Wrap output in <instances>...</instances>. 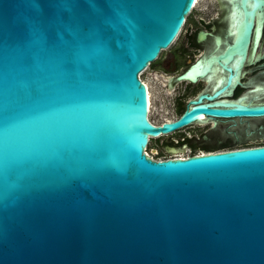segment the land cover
I'll use <instances>...</instances> for the list:
<instances>
[{
	"label": "water",
	"instance_id": "obj_1",
	"mask_svg": "<svg viewBox=\"0 0 264 264\" xmlns=\"http://www.w3.org/2000/svg\"><path fill=\"white\" fill-rule=\"evenodd\" d=\"M216 1L195 31L207 53L177 78L209 93L155 126L138 75L196 0H0V264H264V146L217 150L264 136L144 153L194 123L264 117V93L218 100L259 46L264 0Z\"/></svg>",
	"mask_w": 264,
	"mask_h": 264
},
{
	"label": "flooded vegetation",
	"instance_id": "obj_2",
	"mask_svg": "<svg viewBox=\"0 0 264 264\" xmlns=\"http://www.w3.org/2000/svg\"><path fill=\"white\" fill-rule=\"evenodd\" d=\"M263 34L264 33H262L261 39L263 38ZM198 35L199 32L192 33L189 37L187 48H182L176 52L178 54L179 51H183L181 54V60L184 58L183 56L189 57L194 56L197 53L198 55L200 54L194 62L188 64L189 61L186 60L181 63L179 62L181 60L178 58L176 59V53H173L171 55V59L174 60L173 62L153 63L155 65L154 68L152 67L153 71L158 69L167 76L166 79L169 80V84L167 83L166 87L174 86L176 84H182V86L177 89V94L174 95L171 100L170 118L165 119L162 117L161 120H158L157 117L151 119L152 114H148V120L151 124L158 126L166 121L179 118L186 110L191 100L196 99L201 94L209 93V84L206 78H198L196 82L177 80L179 76L188 71L198 60H201L208 51L209 46L202 45L198 41ZM251 48L252 46L250 45L247 52L248 60H246L239 71L238 77L234 80L233 86L231 87V93L228 95H221L218 100L232 102L241 101L245 104H258L261 102L259 101V96L263 97L261 94L264 93V59L255 61L254 58L260 47L258 46L256 48L253 57L250 56ZM260 53L264 54V46L261 47ZM181 69L183 70L180 71ZM200 85L202 87L198 88ZM153 110L151 113L156 114L157 116L159 108L154 107L153 104ZM219 129L224 131V136L217 141L211 140L209 138L210 135ZM248 135L251 139L264 136V117L208 119L202 125H200V123H194L165 136L156 137L151 143H154V150L156 152H165L167 156H180L182 154L185 156L184 152L186 150L189 151L186 153L187 155L193 156L196 151L207 153L210 150L213 151L219 146L228 145L237 140H244Z\"/></svg>",
	"mask_w": 264,
	"mask_h": 264
},
{
	"label": "rangeland",
	"instance_id": "obj_3",
	"mask_svg": "<svg viewBox=\"0 0 264 264\" xmlns=\"http://www.w3.org/2000/svg\"><path fill=\"white\" fill-rule=\"evenodd\" d=\"M217 1L216 0H200L198 7L193 9L192 12L189 14V16L186 19V23L183 26V28L181 29L180 34L178 35L177 39L173 42V44L167 49L164 50L162 52H160V55L158 57V59L155 61L157 63L160 62H173L174 60L171 59V55L173 53H176L178 50L182 49V48H187L188 44V38L185 37L187 29L189 28V32L187 33L188 36L191 35V33H195V31L197 29H201L202 31L207 32L206 27H204L199 20H202L203 23H209L210 19H216L218 16V12H217ZM199 19V20H198ZM263 33H264V29H263ZM262 43L261 47L264 46V34H263V39H261ZM259 44V47H260ZM261 51V48H260ZM259 52V50H258ZM183 53V51H179V53L175 55L176 59L178 58L179 60H181V54ZM200 55V54H199ZM198 53L194 56H183L182 60L179 62H185L186 60L189 61L188 64L194 62L195 60H197V58L199 57ZM154 62V63H155ZM153 65V66H152ZM152 65L150 66V68L145 71L141 76L140 79L142 81L145 80L150 86H153L154 89L158 92L157 95V99L153 102L154 107H158L159 108V112L158 115L156 116V114H152L151 119L152 118H157L158 120H161L162 117H164L165 119H169L170 115H171V100L174 97V95L177 94V89L181 88L182 84H176L174 86H172L171 91L169 92V94L164 95L161 92H166L168 91V87L167 83H163L161 80L168 82V80L164 77H167L165 74L162 73V71L156 69L155 71H153L152 67L154 68V64L152 63ZM185 68V67H184ZM183 68V69H184ZM183 69H181L180 71H182ZM159 73V74H156ZM163 77H162V76ZM155 76L161 80H158L155 78ZM202 86H198V88H201ZM161 90V91H160ZM163 110V111H162ZM163 113V114H162ZM156 120V119H155ZM264 145V139L263 140H258V141H245L236 145H232L229 147H225L222 149H217V150H223V149H241V148H249V147H256V146H261ZM154 143L147 148V152L148 154L155 160L157 159H162L164 157H167L165 152H156L154 150ZM189 151L186 150L184 152L185 156L187 155L186 153H188ZM201 151H196L195 154L200 153ZM203 152V151H202ZM206 153V152H203ZM182 156H184L182 154Z\"/></svg>",
	"mask_w": 264,
	"mask_h": 264
},
{
	"label": "bare ground",
	"instance_id": "obj_4",
	"mask_svg": "<svg viewBox=\"0 0 264 264\" xmlns=\"http://www.w3.org/2000/svg\"><path fill=\"white\" fill-rule=\"evenodd\" d=\"M199 1L200 0H196L195 2V5L193 7V9L197 8L198 7V4H199ZM173 44V43H172ZM260 44V43H259ZM167 50V49H166ZM255 59V58H254ZM253 60V59H252ZM144 73V72H143ZM142 73V74H143ZM141 74V75H142ZM142 82L144 83V85L146 86V89H147V95H148V103H149V108H152L151 110H153V102L157 99V95H158V92L154 89L153 86H150L145 80L143 81L142 79ZM161 91V90H160ZM163 93L164 95H167L169 94L168 91L166 92H161ZM155 110V109H154ZM153 110V112H154ZM158 110V109H157ZM163 111V110H162ZM152 112V111H151ZM149 113V114H153V113ZM163 114V113H162ZM149 155V154H148Z\"/></svg>",
	"mask_w": 264,
	"mask_h": 264
},
{
	"label": "built area",
	"instance_id": "obj_5",
	"mask_svg": "<svg viewBox=\"0 0 264 264\" xmlns=\"http://www.w3.org/2000/svg\"><path fill=\"white\" fill-rule=\"evenodd\" d=\"M193 10V9H192ZM192 10H191V12H192ZM190 12V13H191ZM184 25H185V23H184ZM183 25V26H184ZM183 28V27H182ZM159 57V56H158ZM150 65L151 64H149L148 66H147V68L143 71V72H145V71H147L149 68H150ZM142 72V73H143ZM142 73H140L139 75H138V78L140 79V76H141V74ZM141 80V79H140ZM152 108H149V113L152 111L151 110ZM155 138H151V137H149V139H148V144H147V147H146V149L144 150V153L145 154H147L148 155V152H147V148L149 147V145L151 144V142L154 140ZM261 146H264V145H261ZM226 150H230V149H223V150H219V152L220 151H226ZM203 152H200V153H197V154H194V155H198V154H202ZM149 157H151L150 155H148ZM190 155H186V156H182V155H180V156H167V157H164V158H162V159H157V160H159V161H162V160H167V159H176V158H181V159H185V158H187V157H189ZM151 159H153L152 157H151ZM153 160H155V159H153Z\"/></svg>",
	"mask_w": 264,
	"mask_h": 264
},
{
	"label": "trees",
	"instance_id": "obj_6",
	"mask_svg": "<svg viewBox=\"0 0 264 264\" xmlns=\"http://www.w3.org/2000/svg\"><path fill=\"white\" fill-rule=\"evenodd\" d=\"M186 23V22H185ZM211 151V150H210Z\"/></svg>",
	"mask_w": 264,
	"mask_h": 264
}]
</instances>
